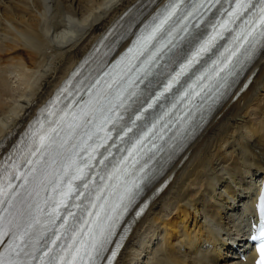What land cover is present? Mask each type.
Returning a JSON list of instances; mask_svg holds the SVG:
<instances>
[{"label":"bare ground","instance_id":"6f19581e","mask_svg":"<svg viewBox=\"0 0 264 264\" xmlns=\"http://www.w3.org/2000/svg\"><path fill=\"white\" fill-rule=\"evenodd\" d=\"M171 1L0 0V166L94 53L119 56ZM221 88L115 212L94 264H248L233 245L264 181V40Z\"/></svg>","mask_w":264,"mask_h":264}]
</instances>
